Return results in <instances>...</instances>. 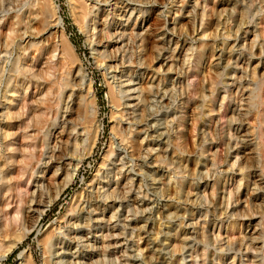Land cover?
<instances>
[{
  "label": "rangeland",
  "instance_id": "374dc122",
  "mask_svg": "<svg viewBox=\"0 0 264 264\" xmlns=\"http://www.w3.org/2000/svg\"><path fill=\"white\" fill-rule=\"evenodd\" d=\"M98 1L0 0V125L20 135L6 203L9 211L17 204L24 211L19 231L13 229L8 240L25 233L0 264H25L27 257L31 264H49L55 259L45 255L44 240L53 233L63 240L56 239L58 248L72 243L68 256L80 264H204L212 249L207 264H264V0H201L199 7L198 0ZM54 9L61 28H50ZM189 22L210 36L203 54L201 36L178 30ZM47 114L43 123L53 136L72 125L81 133L77 149L59 158L53 182L47 178L60 162L54 158L48 166L52 146L43 148L36 129ZM26 130L29 143L21 139ZM3 143L0 132V157L8 152ZM31 145L32 152L25 151ZM22 153L34 156L25 172ZM166 157L177 164L167 165ZM196 164L202 180L189 179L187 200V189L176 195L175 183L194 176ZM129 177L138 179L134 186ZM100 182L107 201L104 195L92 200L86 210L97 213L76 214L79 224L71 226L73 211ZM37 187L36 195L26 193ZM212 192L213 204L199 201ZM169 208L180 215L169 216ZM207 238L213 246H206Z\"/></svg>",
  "mask_w": 264,
  "mask_h": 264
},
{
  "label": "bare ground",
  "instance_id": "6f19581e",
  "mask_svg": "<svg viewBox=\"0 0 264 264\" xmlns=\"http://www.w3.org/2000/svg\"><path fill=\"white\" fill-rule=\"evenodd\" d=\"M96 1V0H95ZM100 1V0H99ZM98 1V2H99ZM105 1V0H104ZM129 1H133V0H129ZM200 1L201 0H198V2H197V6H198V4L200 3ZM137 2V1H136ZM105 3V2H104ZM218 5H222V4H218ZM93 6V5H92ZM95 6V5H94ZM93 6V7H94ZM206 6H208L209 7V5L207 4V2H206ZM205 6V7H206ZM33 7V6H32ZM39 7V6H38ZM52 7V6H51ZM199 7V6H198ZM218 6H217V4H215V5H213V11L214 12H216V11H218ZM224 8V7H223ZM43 9V8H42ZM45 9V8H44ZM165 9V8H164ZM260 9V8H259ZM226 10V9H225ZM32 11V10H31ZM45 11H46V9H45ZM91 11V10H90ZM89 11V12H90ZM259 11V10H258ZM160 12V11H159ZM251 12V11H250ZM262 12H264V11H262ZM47 13V12H46ZM99 13V12H98ZM192 13V12H191ZM221 13H222V11H221ZM216 14V13H215ZM222 14H224V11H223V13ZM263 14V13H262ZM225 15V14H224ZM260 15V14H259ZM39 16V15H38ZM189 16V15H188ZM229 16V15H228ZM45 17V16H44ZM47 17V16H46ZM224 17V16H223ZM86 18V17H85ZM226 18V17H225ZM241 18V17H240ZM261 18V17H260ZM243 21V20H242ZM50 23L52 24V26H50V28L52 29L53 27L55 28V29H57V28H61L62 27V22H61V20L57 17V9H54V10H52V12H51V19H50ZM53 23H54V25H53ZM191 24V25H190ZM228 24V23H227ZM180 25V27L178 28V30H181V32H180V34L181 35H186V36H193V38H196L197 39V37L198 36H201V38H202V40H204V41H202L201 39H200V42H204V44H202V47H201V51H202V54L205 52V50H206V48H207V44H206V42H205V39H207L208 37H210V36H208L207 34H206V32H198V30H196V28L195 27H192V23L191 22H189V23H185V24H179ZM246 25V24H245ZM48 26V25H47ZM186 27V28H185ZM188 27V28H187ZM34 28V27H33ZM147 28V27H146ZM244 28V27H243ZM43 29V28H42ZM217 30V29H216ZM148 31V30H147ZM44 32V31H43ZM90 32H91V30H90ZM6 33V32H5ZM178 33H179V31H178ZM204 33V34H203ZM211 33V32H210ZM216 33V32H215ZM221 33V32H220ZM235 33V32H234ZM239 33V32H238ZM174 34V33H173ZM202 34V35H201ZM226 34H227V36H226ZM148 35H150V34H148ZM181 35H179V36H181ZM224 35L227 37V38H230L231 37V30L230 31H227V33H224ZM10 36H11V34H10ZM225 37V38H226ZM261 37H263V35L261 36ZM161 38V37H160ZM221 38V37H220ZM103 39V38H102ZM5 40V39H4ZM154 40V39H153ZM164 40H166V39H164ZM210 40V39H209ZM253 40V39H252ZM100 41V40H99ZM226 41H228V40H226ZM15 42V41H14ZM170 42H171V40H170ZM149 43V42H148ZM226 43V42H225ZM255 43V42H254ZM106 44V43H105ZM250 45V44H249ZM260 45V44H259ZM156 46V47H155ZM155 46H153L154 48H157V45H155ZM179 46V42L177 43V47ZM22 50V49H21ZM24 50V49H23ZM161 50V49H160ZM233 50V49H232ZM163 51V50H162ZM56 53V52H55ZM246 53V52H245ZM109 54V53H108ZM107 54V55H108ZM256 54V53H255ZM141 55H142V53H141ZM162 55V54H161ZM169 55V54H168ZM254 56H256V55H254ZM60 57V56H59ZM63 57V56H62ZM178 57V56H177ZM258 57V56H257ZM53 58V57H52ZM55 58V57H54ZM112 58V57H111ZM219 59H220V57H219ZM50 60H53V59H50ZM145 60V59H144ZM150 60V59H149ZM158 60V59H157ZM66 61V60H65ZM146 61V60H145ZM183 63H184V61H183ZM218 63H220V62H218ZM257 64V63H256ZM117 65V64H116ZM63 66H64V68H67L68 69V67H66L67 66V64L65 63V64H63ZM163 66V65H162ZM219 66V65H218ZM222 66H223V64H222ZM221 65H220V67H222ZM258 64L256 65V66H254L253 68H252V70H251V73H250V77L252 78V81H255V79L257 78V76H258ZM53 67V66H52ZM70 67V66H69ZM161 67V66H160ZM181 67V66H180ZM72 68V67H71ZM71 68H70V71H71ZM249 68V67H248ZM248 68L247 69H245V71H246V73H248L249 72V70H248ZM161 69V68H160ZM38 70H40V69H38ZM50 70V69H49ZM161 71V70H160ZM171 71V70H170ZM183 71V70H182ZM36 72V71H35ZM51 72V71H50ZM244 72V71H243ZM40 73V72H39ZM47 73V72H46ZM167 73V72H166ZM165 73V74H166ZM214 73V72H213ZM217 73V72H216ZM54 74V73H53ZM70 74V73H69ZM156 74V73H155ZM37 76H39V74H37ZM49 76V75H48ZM75 76V75H74ZM39 78V77H38ZM251 78H250V80H251ZM41 79V78H40ZM62 79H63V77H62ZM65 79V78H64ZM73 79V78H72ZM131 81V80H130ZM192 82H193V80H192ZM238 82H239V80H238ZM67 83H68V81H67ZM80 83V82H79ZM127 83V82H126ZM56 85V84H55ZM152 86V88H153V85H151ZM150 86V87H151ZM156 86V85H155ZM239 86V85H238ZM55 87V86H54ZM67 87L68 86H66V89H67ZM76 87V86H75ZM202 88V87H201ZM251 88V87H250ZM12 89V88H11ZM56 89V88H55ZM142 89V88H141ZM155 89V88H154ZM245 89V88H244ZM139 90V89H138ZM159 91V90H158ZM57 92V91H56ZM152 92V91H151ZM150 92V94H152ZM162 92V91H161ZM160 92V93H161ZM82 93V92H81ZM147 93V92H146ZM159 93V94H160ZM188 93V92H187ZM142 93H140V97H138V98H141V97H143L142 95H141ZM154 94V93H153ZM207 95V94H206ZM53 96H55V94L53 95ZM201 98V97H200ZM48 99H49V97H48ZM83 99V98H82ZM193 99V98H192ZM80 100V99H79ZM150 101V100H149ZM28 103V102H27ZM47 103V102H46ZM223 103V102H222ZM30 104V103H29ZM247 105H248V103H247ZM203 106V105H202ZM259 108V107H258ZM234 109V108H233ZM257 109V108H256ZM11 112V111H10ZM137 113V112H136ZM182 113V112H181ZM264 113V112H263ZM24 114V113H23ZM246 114V113H245ZM247 115V114H246ZM12 116H14V113L12 112V113H10L9 114V117H12ZM23 116V115H22ZM21 116V117H22ZM144 116V115H143ZM45 117V118H44ZM230 117V116H229ZM228 117V118H229ZM28 118V117H27ZM40 118V120L39 121H37V125H36V129H37V132L43 137V140H42V142H43V148L44 147H47V148H49L50 149V147H51V153H52V156H51V159H52V161H50L49 163H48V166H52L53 165V160H54V158H56V159H58V162H60V160H59V158H61V156L63 155V153H65V152H67V151H69V149H70V147H75V150L77 149V147H78V145H79V138L81 137V133L79 134V132H77V129H75V126L74 125H72V126H65L62 130H60V132L59 133H57V134H54V136H53V133H52V131H50V128L48 127V125H47V120L45 121L46 123L44 124L43 123V119L45 120L46 118H49V114H47V115H42V116H40L39 117ZM227 118V117H226ZM11 119H13V118H11ZM29 119V118H28ZM170 119V118H169ZM225 120V119H224ZM11 121V120H10ZM164 121V120H163ZM169 121V120H168ZM175 121V120H174ZM227 122V121H226ZM26 123V122H25ZM249 123V122H248ZM259 123V122H258ZM26 125V124H25ZM88 125V124H87ZM228 125V124H227ZM244 125V124H243ZM250 125V124H249ZM8 125H4V126H1L0 125V132L3 134V136H4V143H3V145L6 147V149H7V156H2V157H0V248H1V246H3V243H6L7 242V240H8V238H9V236H10V232L13 230V229H18V231H19V228H20V226H21V223L23 222V219H24V211H23V209L21 208V206H20V204H17L16 206H15V208L14 209H12V211H9V210H7V208L9 207V202H7L6 203V200H8V198H9V190H7V187H8V183L9 182H11V179H10V175H11V173L10 172H13L12 171V169L14 168V166L17 164V162H18V160H17V156H18V154L20 153L19 152V149H18V147H17V138H18V136H20L19 134H18V132H14L13 131V129L11 128V125H9V127H7ZM35 126V125H34ZM89 126V125H88ZM87 126V127H88ZM180 126H182V125H180ZM251 126V125H250ZM258 126H260V125H258ZM254 127V126H253ZM28 128V127H27ZM229 128V127H228ZM34 129V128H33ZM91 129V128H90ZM95 131V132H94ZM93 131V133H92V136H91V140H90V144H89V147H88V150H87V153L90 155L91 153H92V151H93V149H94V147H95V145H96V143H97V138H98V129H96V130H94ZM155 131V130H154ZM216 131V130H215ZM29 130H26V131H24V133L21 135V139H23V140H26L28 143L29 142H31V139H32V135H30L29 133ZM195 132H196V129H195ZM159 133V132H158ZM197 133V132H196ZM244 133V132H243ZM249 133V132H248ZM247 133V134H248ZM233 134V133H232ZM245 134H246V132H245ZM261 134V133H260ZM146 135V134H145ZM180 136H182V133H180L179 134ZM264 136V135H263ZM35 137V136H34ZM38 138V137H37ZM40 138V137H39ZM161 138V137H160ZM186 138H187V136H186ZM142 139V138H141ZM202 139V138H201ZM220 139V138H219ZM227 139V138H226ZM139 140V139H138ZM207 141V140H206ZM142 142V141H141ZM190 142V141H189ZM200 142V141H199ZM228 143V142H227ZM226 143V144H227ZM190 144V143H189ZM51 145V146H50ZM141 145V143L139 144V146ZM193 145V144H192ZM200 146V145H199ZM31 147H32V145L30 146V148H28V149H25V151H27V152H32V150H31ZM246 147V146H245ZM158 148V147H157ZM165 148V147H164ZM29 149H30V151H29ZM154 149V148H153ZM176 149V148H175ZM183 149H184V147H183ZM186 149V148H185ZM199 149V148H198ZM157 150V149H156ZM196 150V149H195ZM140 148L136 145V148H134V153H139L140 154ZM161 151L163 152V150L161 149ZM215 151H216V149H215ZM19 152V153H18ZM27 152H25V153H27ZM71 152V151H70ZM213 152V151H212ZM229 152V151H228ZM25 153H22V155H24V159L23 160H21L22 161V166L20 167V170L22 171V172H25L26 170H28L30 167H31V162H32V160L31 159H33L34 158V156L33 155H31V156H28V157H30V158H28L27 157V155L25 154ZM149 153V152H148ZM226 153V152H225ZM34 154V153H33ZM150 154V153H149ZM227 154V153H226ZM21 155V154H20ZM193 155V154H192ZM224 155V154H223ZM72 156V155H71ZM75 156V155H74ZM86 156H88V155H86ZM161 156H163V155H161ZM191 156V155H190ZM227 156H229V155H227ZM226 156V157H227ZM37 157V156H36ZM65 157V156H64ZM69 157V156H68ZM157 157V156H156ZM77 158V157H76ZM164 158V157H163ZM222 158H223V156H222ZM64 159V158H63ZM250 159V158H249ZM263 159V158H262ZM153 160H154V158H153ZM152 160V161H153ZM166 164L167 165H176L177 164V160H176V158L175 159H168L167 157H166ZM28 161H30V163H28ZM41 161V160H40ZM48 161V160H47ZM57 161V160H56ZM76 161H77V159H76ZM180 160H178V162H179ZM224 161V160H223ZM34 162V161H33ZM43 162V161H42ZM155 162V161H154ZM33 164V163H32ZM52 164V165H51ZM59 164H61V165H59ZM152 164V163H151ZM155 164H157V163H155ZM218 164V163H217ZM237 164V163H236ZM235 165V164H234ZM233 165V166H234ZM157 166V165H156ZM62 167V163L60 162V163H57V168L55 169V171H54V173L52 174L53 176L51 177V178H47V180H50L51 182H53V180L54 179H57L58 178V176H59V172H60V170L61 169H59V168H61ZM163 167V166H162ZM184 167V166H183ZM220 167V166H219ZM257 167V166H256ZM161 168V167H160ZM209 168V167H208ZM260 168V167H259ZM48 169H50V167L48 168ZM48 169H46L45 170V172L43 173L44 174V178H46L47 177V172H48V174L50 173V171L48 170ZM190 169V168H189ZM198 169H200V170H198ZM256 169V168H255ZM48 170V171H47ZM175 170V169H174ZM197 170L198 171H202V168L201 167H199V165H195V175L193 176V175H191V174H188V178L185 180V182L184 181H176V183H175V190H174V192H175V194L176 195H180L181 194V191L182 192H184L185 193V190L187 189V192H186V199L187 200H189L190 199V196H191V188H192V184L190 183V181L191 180H189V179H192L193 181H194V179H196L197 177L198 178H201V180H202V174L200 173V174H196V172H197ZM52 171H53V169H52ZM243 171H244V169H243ZM242 171V172H243ZM207 172H210V171H208L207 170ZM219 172V171H218ZM32 173V172H31ZM164 173V172H163ZM176 173V172H175ZM220 173V172H219ZM26 174H28V173H26ZM20 175V174H19ZM150 176V175H149ZM182 176H185V175H182ZM218 176V175H217ZM14 177V176H13ZM50 177V176H49ZM137 177V176H136ZM170 177H173V174H172V176H170ZM206 177V176H205ZM130 178V177H129ZM168 178H169V173H166V177H164V181H165V185L167 186V180H168ZM21 179V178H20ZM23 179V178H22ZM157 179V178H156ZM71 180V178H69V179H66V180H64L63 181V183L58 187V190L56 191V194H55V196L56 197H58L60 194H61V192L68 186V184H69V181ZM171 180H172V178H171ZM205 180V179H204ZM208 179H206V184H208V181H207ZM138 181V179L137 180H135L134 178H130V180H129V182H131V184H132V186H134L135 185V183ZM157 182V181H156ZM161 182H163V181H161ZM20 183V182H19ZM139 183V182H138ZM158 183H160V182H158ZM188 184L189 183V185H186V184ZM200 183V182H199ZM162 184V183H161ZM243 183H241V185H242ZM257 185V184H256ZM170 186V185H169ZM205 186H207V185H205ZM213 186V185H212ZM27 187H29V186H27ZM26 187V188H27ZM51 187V186H50ZM120 187V186H119ZM138 187V186H137ZM162 187V186H161ZM19 190L21 191V189H23V188H21L20 187V185H19ZM40 188V187H39ZM38 187H37V189L35 190L34 188H33V190H35V191H29V189H27L26 190V193H28L29 195H30V193H31V195H36L38 192H39V189ZM105 188V185H104V182H100L99 184H98V188H96L95 189V191L93 190V192H91L90 193V195H88V197H86L85 198V201L83 202V203H81V205L78 207V208H76V210L75 211H73V216L68 220V223H71V226L73 225H75L76 227L78 226V222L80 221L79 220V217H76L75 215L76 214H78V215H84V214H86V213H88V215H89V217L91 218L95 213H97V209H95V210H91V211H87L86 210V206L88 205V204H90L91 203V201L92 200H96L97 202H98V200L99 199H101L102 197H106V195L105 194H103V192H102V190ZM261 188V187H260ZM52 190V189H51ZM169 190V189H168ZM172 190V189H171ZM211 191V190H210ZM52 192V191H51ZM95 192V193H94ZM116 192V191H115ZM166 192V191H165ZM167 193V192H166ZM114 193H112V195H113ZM168 194H169V192H168ZM171 194V193H170ZM104 195V196H103ZM174 195V194H173ZM108 197H109V195L106 197V201H107V199H108ZM111 197V196H110ZM173 197V196H172ZM175 198V197H174ZM199 199V201L200 202H202L203 204H209V205H211V204H213V192L212 193H210V194H208V193H204V194H201L200 195V197L198 198ZM181 200V199H180ZM38 201V200H37ZM43 202V201H42ZM177 202V201H176ZM180 203H181V201H179ZM39 205V204H38ZM193 207V206H192ZM221 207V206H220ZM33 208V205H30V207H29V209H32ZM90 208V207H89ZM93 208V207H92ZM218 208V207H217ZM174 209V208H173ZM224 209V208H223ZM90 210V209H89ZM103 211V210H102ZM148 211V210H147ZM184 212H186V211H184ZM240 212V211H239ZM246 213V212H245ZM167 214H169V216H179L180 215V210L178 209L176 212H173V210H171L170 208H169V211L167 212ZM215 214H216V212H215ZM183 215H186V213H184ZM237 215V214H236ZM100 216H102V218H101V220L103 221V214L100 212V215L98 216L99 218H100ZM157 217V216H156ZM182 217V216H181ZM98 218V219H99ZM183 218H185V220H186V218H187V216H184ZM180 219V218H179ZM90 220V219H89ZM184 220V221H185ZM183 224V223H182ZM208 225V224H207ZM74 226V227H75ZM195 228V230H196V225H193ZM73 227V228H74ZM25 232V231H24ZM25 233H21V234H19L13 241H9L8 243H7V250L4 252V254H3V256L1 257V259H0V263H1V261H3L4 260V258H6L7 256H8V253L11 251V249L18 243V242H21L24 238H25V235H24ZM213 234V233H212ZM235 236V235H234ZM66 237V236H65ZM68 238H69V236H67ZM192 237V236H191ZM207 237V236H206ZM189 238V237H188ZM56 239H59V244H60V241L62 240L60 237L59 238H57V235L56 234H51L47 239H45L44 240V245H45V247H46V252H45V255H54V259L55 260H51L50 258L48 259V262H49V264H80L79 263V259H76V260H73V258L71 257V256H68V254H71L70 252H71V249L72 248H74L73 247V245H72V243L71 242H69V243H61V244H65L64 246H62V247H59L58 248V245H56V242L58 241V240H56ZM192 239H194V241L195 242H197L198 241V235H195V236H193L192 237ZM230 239V238H229ZM168 240V239H167ZM63 241V240H62ZM201 241V240H200ZM218 241H220V240H218ZM218 241L216 242L215 241V247L218 245ZM159 242V241H158ZM188 242V241H187ZM187 242H186V244H187ZM208 242V243H207ZM148 243V242H147ZM194 243V242H193ZM204 243L206 244V246H213L214 244H213V239H211V238H207L205 241H204ZM257 243V242H256ZM155 245H157V244H155ZM189 244H187V245H184V247H183V249H186V246H188ZM181 247V246H180ZM215 247H214V249H215ZM188 248V247H187ZM195 248V247H194ZM206 248V247H205ZM149 249V248H148ZM209 249V248H208ZM147 250V249H146ZM179 250V249H178ZM212 251H213V249H212ZM212 251H206L205 253H204V256H203V258H204V264H207V260L210 258V257H212V256H214L213 255V252ZM215 251V250H214ZM218 251V250H217ZM264 251V250H263ZM220 252V251H219ZM217 253V252H216ZM154 254V253H153ZM174 256V255H173ZM26 258V257H25ZM30 258H26V263L25 264H31V262H30V260H29ZM211 261H213V259H211ZM217 261V260H216ZM180 262V261H179ZM169 263V262H168ZM197 263H199V262H196L195 264H197ZM215 263V262H214ZM211 264V263H210Z\"/></svg>",
  "mask_w": 264,
  "mask_h": 264
}]
</instances>
